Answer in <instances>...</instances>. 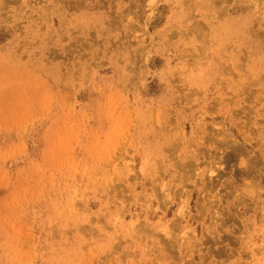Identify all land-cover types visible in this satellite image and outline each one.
Listing matches in <instances>:
<instances>
[{
    "label": "rangeland",
    "instance_id": "374dc122",
    "mask_svg": "<svg viewBox=\"0 0 264 264\" xmlns=\"http://www.w3.org/2000/svg\"><path fill=\"white\" fill-rule=\"evenodd\" d=\"M0 264H264V0H0Z\"/></svg>",
    "mask_w": 264,
    "mask_h": 264
}]
</instances>
